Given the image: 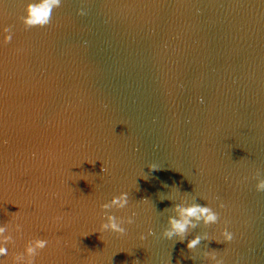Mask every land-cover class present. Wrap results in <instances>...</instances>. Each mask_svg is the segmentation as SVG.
Here are the masks:
<instances>
[{"label":"water","instance_id":"obj_1","mask_svg":"<svg viewBox=\"0 0 264 264\" xmlns=\"http://www.w3.org/2000/svg\"><path fill=\"white\" fill-rule=\"evenodd\" d=\"M40 2L0 0V264H264V0Z\"/></svg>","mask_w":264,"mask_h":264},{"label":"clouds","instance_id":"obj_2","mask_svg":"<svg viewBox=\"0 0 264 264\" xmlns=\"http://www.w3.org/2000/svg\"><path fill=\"white\" fill-rule=\"evenodd\" d=\"M61 0H42L40 3H29L25 7V15L20 17L25 29H29L32 27H44L48 25L51 21V16L54 7H60ZM79 15H84V11L80 10L78 12ZM4 31L9 33L8 40L10 41L12 38V32L9 27H5ZM19 51V50H18ZM149 172L157 171L159 168L155 164L149 165L148 167ZM102 171H107V169L102 168ZM264 190V181H261L257 186V191ZM112 205L117 206L118 208H125L129 204V197L127 192H122L119 197H114L111 201ZM103 207L107 208L109 205L105 204ZM179 212V219L169 217V224L170 229L164 232V236L167 238H171L173 235L183 234L189 226L195 227V224L192 223L190 218H195L196 221H199L203 218L204 222L207 223H214L217 220V215L214 214L208 207H202L200 205H192L187 208H180L179 205L175 206ZM220 208L224 207V204L221 203L219 205ZM136 213L133 212L131 216L125 217L124 223L132 224L134 223V217ZM59 219V217L57 218ZM109 223L103 225V228H110L113 232L124 235L126 233V229L121 227L120 223L116 222V218L109 216L108 217ZM3 230L0 229V232ZM148 235H154L153 231L149 229ZM224 239L222 241H216L217 243H227L233 240V233L230 231H225L223 233ZM146 237L144 235L140 236L141 240H144ZM200 242V237L197 236L194 239L188 241L187 247L189 249L194 248ZM46 241L40 240L36 242L35 247L43 249L46 246ZM27 253L29 256L34 254V248L29 247L27 248ZM0 255L7 256L8 252L7 249L4 247H0ZM29 264H34V261H29ZM218 264H224L223 259L218 261Z\"/></svg>","mask_w":264,"mask_h":264}]
</instances>
